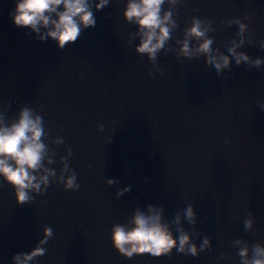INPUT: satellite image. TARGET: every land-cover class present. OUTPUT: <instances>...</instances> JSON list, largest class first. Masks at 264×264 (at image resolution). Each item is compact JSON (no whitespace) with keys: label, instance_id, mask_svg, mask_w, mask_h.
<instances>
[{"label":"water","instance_id":"1","mask_svg":"<svg viewBox=\"0 0 264 264\" xmlns=\"http://www.w3.org/2000/svg\"><path fill=\"white\" fill-rule=\"evenodd\" d=\"M124 5L110 0L100 11L93 8L95 26L61 50L15 27L14 0H0V112L6 121L21 106L41 115L57 161L50 167L59 171L69 146L68 164L80 185L64 190L53 180L43 195L20 205L0 179V264L30 251L45 226L53 234L42 246L45 254L30 264H240L234 240L264 246V65L232 60L231 70L217 75L203 56L161 51L156 72L134 52L138 41L128 43L135 26L123 20ZM174 8L169 48L178 47L174 40L196 17L212 21L208 36L227 55L225 45L239 30L227 21L239 18L254 41L239 51L264 59V0H180ZM57 137L64 145L49 143ZM106 179L119 184L108 186ZM125 186L130 190L117 198L116 188ZM189 202L196 224L182 217V225L200 234L192 237L197 247L207 236L210 249L196 257L174 248L170 256L124 258L112 247L111 227L134 208L161 205L171 222ZM249 212L254 231L245 232Z\"/></svg>","mask_w":264,"mask_h":264},{"label":"clouds","instance_id":"2","mask_svg":"<svg viewBox=\"0 0 264 264\" xmlns=\"http://www.w3.org/2000/svg\"><path fill=\"white\" fill-rule=\"evenodd\" d=\"M109 2L110 0H14L9 16L15 27L28 29L39 41L53 40L56 47L62 50L75 43L85 29L95 26L93 8L100 11ZM179 2L180 0H125L123 20L135 26V32L129 33L128 43L131 44L132 39L138 41L134 52L146 56L156 72L161 71L155 63L161 51H172L177 58L203 56L204 64H211L217 75L225 69L231 70L232 60L236 66L243 63L259 69L264 65V59H253L244 51H239L246 43H254L249 39L248 25L239 18L227 21L229 27L233 24L239 26L236 33L238 39H232L230 45H225L227 55L219 51L218 40L208 36L213 31L212 21L196 17L190 19L182 38L174 40L178 47L169 48L168 42L173 39L172 33L177 28L174 6ZM247 19L249 17L245 15L244 20ZM259 46L264 50V40L260 41ZM148 75L151 76L152 73L149 72ZM259 107L264 111V104ZM97 131H103V125H98ZM48 137L43 117L32 108L21 106L15 117L7 121L5 113L0 112V179L11 187L17 204L29 205L34 200L33 194L43 195L53 180L62 184L64 190L74 191L80 187L76 182V173L68 164L73 154L69 146L65 145V155L59 157V171L50 167L57 161L54 159V149L45 143ZM49 143L59 146L64 145V140L57 137L49 140ZM105 184L114 186L119 181L106 179ZM129 190L130 186L116 188L115 196L118 198ZM164 212L161 205L147 204L144 211L139 207L134 208L124 223L111 227L112 247L124 258L144 253L151 254L152 257L170 256L174 248L178 253L196 257L211 248L207 236L197 247L192 237L200 234L194 227L189 232L182 225V217L190 225L196 224L197 213L191 202L186 208L176 212L171 222L165 219ZM253 224L254 219L249 212L248 218L244 220L245 232L254 231ZM173 228L178 235L174 236ZM52 234L50 227H43L42 238L30 251L14 254L11 257L12 264H30L43 256L45 249L42 246ZM232 243L239 249L237 254L240 264H264V246L261 244L255 243L249 247L248 242L243 239H236ZM219 258H223V254Z\"/></svg>","mask_w":264,"mask_h":264}]
</instances>
